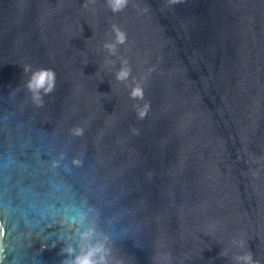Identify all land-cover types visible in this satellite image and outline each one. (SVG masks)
<instances>
[{
	"label": "water",
	"instance_id": "water-1",
	"mask_svg": "<svg viewBox=\"0 0 264 264\" xmlns=\"http://www.w3.org/2000/svg\"><path fill=\"white\" fill-rule=\"evenodd\" d=\"M89 252L264 264V0H0V264Z\"/></svg>",
	"mask_w": 264,
	"mask_h": 264
},
{
	"label": "clouds",
	"instance_id": "clouds-1",
	"mask_svg": "<svg viewBox=\"0 0 264 264\" xmlns=\"http://www.w3.org/2000/svg\"><path fill=\"white\" fill-rule=\"evenodd\" d=\"M172 3L178 2V0H171ZM128 5V0H109V6L111 7L113 12H120L124 10ZM117 35V42L124 43L126 41V33L122 32L119 28H115ZM28 69L25 68V71ZM130 73L126 69H121L119 72L117 79H127ZM28 88L34 93L35 100H41L39 95V90L43 89L45 94L51 92L55 88V71L52 69H39L37 72H34L32 75V79L28 82ZM131 96L133 99H144V90L142 87L137 86L132 89ZM149 109V105L145 104L143 109L138 111V116L143 119L147 111ZM76 134H82V129H76ZM93 253L89 252L86 255L78 257L75 264H94L92 260ZM240 260L245 261V264H257V262L253 261L251 253H248L242 257H239Z\"/></svg>",
	"mask_w": 264,
	"mask_h": 264
}]
</instances>
